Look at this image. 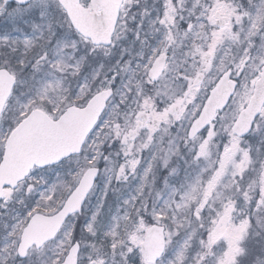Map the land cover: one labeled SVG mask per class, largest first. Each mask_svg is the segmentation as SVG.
I'll use <instances>...</instances> for the list:
<instances>
[{
  "label": "snow or ice",
  "instance_id": "1",
  "mask_svg": "<svg viewBox=\"0 0 264 264\" xmlns=\"http://www.w3.org/2000/svg\"><path fill=\"white\" fill-rule=\"evenodd\" d=\"M0 264H264V0H0Z\"/></svg>",
  "mask_w": 264,
  "mask_h": 264
}]
</instances>
